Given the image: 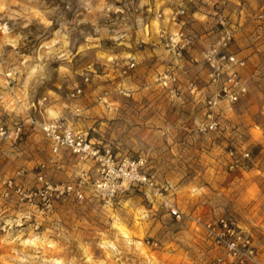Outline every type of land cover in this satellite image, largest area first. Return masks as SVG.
I'll list each match as a JSON object with an SVG mask.
<instances>
[{
	"label": "rangeland",
	"instance_id": "obj_1",
	"mask_svg": "<svg viewBox=\"0 0 264 264\" xmlns=\"http://www.w3.org/2000/svg\"><path fill=\"white\" fill-rule=\"evenodd\" d=\"M178 8L182 26L168 21ZM179 28L192 38L184 58L157 40ZM225 33L247 92L210 109L201 51ZM208 114L215 130L199 128ZM0 121L23 128L0 138L2 179L36 192L0 181V264H211L226 255L194 219L220 217L264 264V0H0ZM50 121L98 155L53 153ZM229 149L249 151L245 166L227 167ZM129 160L152 185L130 178Z\"/></svg>",
	"mask_w": 264,
	"mask_h": 264
},
{
	"label": "built area",
	"instance_id": "obj_2",
	"mask_svg": "<svg viewBox=\"0 0 264 264\" xmlns=\"http://www.w3.org/2000/svg\"><path fill=\"white\" fill-rule=\"evenodd\" d=\"M184 16L185 9L178 8L169 14L168 21L172 24L182 26L185 24V20L183 19ZM157 40L161 46L168 51H172L179 58L185 57V53H187L192 44L191 36L186 34L181 28L176 31L161 29L157 34ZM230 40L231 35L225 33L222 36V47L217 48L215 46H209L201 51V62L207 70L209 78L206 87L209 94L205 98V103L210 109L220 102L234 104L247 92L246 84L240 74V68L245 64V61L227 51L226 45ZM156 42L157 41H154L152 44L155 45ZM187 59L189 61H197L192 56ZM115 65L117 66L119 64L115 63ZM119 67L121 74L128 75L135 69L136 61L134 57H131ZM158 78L162 79L161 84L163 86H167V78H169V80L171 78V81H174L177 77L175 73L170 72L164 73ZM85 79L88 78L86 77ZM80 92L81 89L77 88L73 95ZM218 126L219 122L212 117V114H208V120L199 123V128L207 131L215 130ZM42 131L50 141L53 153H57L60 150H68L72 154L80 157L98 155V149L94 147L86 136L69 130H61L60 126L55 121L42 124ZM10 134L14 140H20L23 134L22 126L16 125L10 133H7V128L0 121V138L9 137ZM249 154L247 150L238 152L235 149H229L227 151V167L233 170L245 166L246 161L249 159ZM128 167L130 168L129 174L132 180L152 185L149 178L137 169L135 160H129ZM1 180L7 187L13 188L14 191L22 197L31 198L36 194V192L33 191L24 192L21 185L16 184L11 178L3 180L0 173V181ZM45 188L48 189L50 186H45ZM52 189L57 192L56 194L58 196L65 191L71 190L72 186H56ZM76 193L81 196L79 191ZM170 213L177 219L183 217L182 213L174 207L170 208ZM194 222L203 228L205 236L212 246L223 251L226 255L227 260H224L223 256L217 255L211 264H262L258 258L257 250L251 236L239 226L235 225L230 219L220 217L214 221L202 223L199 218H196Z\"/></svg>",
	"mask_w": 264,
	"mask_h": 264
}]
</instances>
